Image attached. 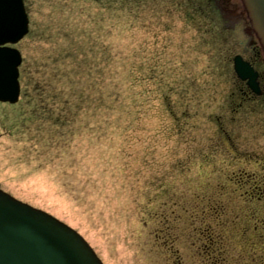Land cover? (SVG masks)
I'll return each mask as SVG.
<instances>
[{
    "label": "rangeland",
    "instance_id": "rangeland-1",
    "mask_svg": "<svg viewBox=\"0 0 264 264\" xmlns=\"http://www.w3.org/2000/svg\"><path fill=\"white\" fill-rule=\"evenodd\" d=\"M216 1L25 0L0 187L104 264H264V110L230 109L241 5Z\"/></svg>",
    "mask_w": 264,
    "mask_h": 264
},
{
    "label": "water",
    "instance_id": "water-1",
    "mask_svg": "<svg viewBox=\"0 0 264 264\" xmlns=\"http://www.w3.org/2000/svg\"><path fill=\"white\" fill-rule=\"evenodd\" d=\"M262 11L259 25L264 37V0H250ZM256 20V18H255ZM22 0H0V45L16 42L27 32ZM259 25L257 24L258 28ZM18 50L0 46V99L14 102L19 85ZM242 78L254 81L247 66L236 61ZM0 264H102L75 230L47 212L21 202L0 189Z\"/></svg>",
    "mask_w": 264,
    "mask_h": 264
},
{
    "label": "flooded vegetation",
    "instance_id": "flooded-vegetation-1",
    "mask_svg": "<svg viewBox=\"0 0 264 264\" xmlns=\"http://www.w3.org/2000/svg\"><path fill=\"white\" fill-rule=\"evenodd\" d=\"M254 49H255V48L252 47V49H251L252 53L254 52ZM255 54L258 55L257 52H255ZM255 59H256V58L253 57V54H252V56H249V57H248V60L251 61V62H254ZM256 60H257V59H256ZM263 78H264V77H263V74H262V72H260V74H259V80H258V81H259V85H261V87L259 88L260 91H259L258 94H255V93L251 92V91L247 88V86H246L245 83H243V85H241L240 88H239V86H238V89L240 90V93H241V98H242L243 100H246V101H251L252 103H254L255 101L261 99V96L264 95V91H263L264 81H263ZM236 87H237V86H236ZM241 90H242V91H241Z\"/></svg>",
    "mask_w": 264,
    "mask_h": 264
},
{
    "label": "trees",
    "instance_id": "trees-1",
    "mask_svg": "<svg viewBox=\"0 0 264 264\" xmlns=\"http://www.w3.org/2000/svg\"><path fill=\"white\" fill-rule=\"evenodd\" d=\"M198 253H199V250H198ZM200 254V253H199ZM201 255V254H200ZM212 255V254H211ZM211 255H209V257L207 258V259H209L211 262H212V257H211ZM207 259H205V260H207ZM207 263V262H206ZM208 263H210V262H208Z\"/></svg>",
    "mask_w": 264,
    "mask_h": 264
}]
</instances>
